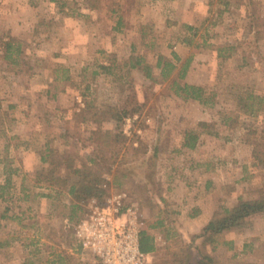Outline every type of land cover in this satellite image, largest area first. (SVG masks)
<instances>
[{"label":"rangeland","instance_id":"1","mask_svg":"<svg viewBox=\"0 0 264 264\" xmlns=\"http://www.w3.org/2000/svg\"><path fill=\"white\" fill-rule=\"evenodd\" d=\"M248 1L208 0L206 15L193 17L197 27L170 28L181 17L170 0H28L32 12L24 17L37 23L18 39L22 53L6 60L3 43L11 38L0 41V264H98L81 255L75 236L92 197L73 210L65 187L39 179L44 168L76 182L69 165L95 159L105 199L127 193L147 227L157 206L169 212V236L158 233L150 264L174 263L188 249L217 264H264V214L213 244L203 236L206 225L188 230L199 200L216 215L264 196V168L253 157L256 148L264 152V0H253L256 29ZM5 35L0 27V40ZM160 56L178 68L192 59L184 79L177 71L164 79ZM132 57L143 59L141 68L129 69ZM175 81L204 88L210 105L178 97ZM257 102L254 116L248 106L257 110ZM225 113L238 117L237 127L222 124ZM190 134L198 137L194 149L184 146ZM30 149L32 176L21 162Z\"/></svg>","mask_w":264,"mask_h":264},{"label":"trees","instance_id":"2","mask_svg":"<svg viewBox=\"0 0 264 264\" xmlns=\"http://www.w3.org/2000/svg\"><path fill=\"white\" fill-rule=\"evenodd\" d=\"M247 8L248 18L252 20L253 26L256 29L259 28V24L257 22L261 21V14L258 11L257 3L253 0H249L248 4L245 5ZM93 8V7H92ZM256 25V27H255ZM189 30H192L188 27ZM24 42L15 38H11L8 42L3 43L4 46V58L11 59L13 58V54L19 56L21 51V46ZM175 59L179 61L177 55H175ZM15 63L17 62L14 59ZM157 67L161 69V75L164 79L171 77L174 71L178 72V79H184L190 63L192 59L185 60L180 68L163 56L159 57ZM143 59L140 57H132L128 67L129 69H136L142 67ZM101 71L104 73L110 74L112 68L108 65L102 64L99 66ZM146 75L149 78H152V68L148 67L144 69ZM147 71V72H146ZM97 73V72H95ZM172 88L175 91V94L184 99V100H196L205 106H209V100H205L204 94L205 90L202 87L190 85V84H180L175 81L173 83ZM257 99V98H256ZM256 101H254L255 103ZM262 102V101H261ZM261 102H257L258 109L256 110L254 105H249L250 113L255 116V114L259 113ZM252 103V104H254ZM114 119L117 121H121L122 117L113 115ZM222 124L224 126H228L229 128H235L239 124L238 117L231 116L227 113L222 114ZM203 125V124H202ZM198 137L190 134L186 136V141L184 146L189 149H194L197 145ZM254 164L264 168V152L259 149H255L253 152ZM47 157H42V160L47 161ZM69 168L72 170L73 174L77 176L76 182H69L66 179L60 178L55 174V171L42 169L40 172L39 179L41 182L50 188H62L65 187L67 189L68 194L70 195L71 201L73 204L80 203L81 201L88 198H97L101 203L104 202L105 197L107 195L106 190L103 188V185L106 183V179L104 177L103 166L96 159L92 160L90 164L84 165L81 168H75L73 165H69ZM78 204L73 205V210L77 207ZM264 214V196L255 200H240L239 203L233 207L225 209L222 213H218L214 215V218L204 227L203 236L205 237V241L213 244L216 241V237L220 236L222 233L236 229L238 231H242L246 227L248 220L251 217L258 216ZM170 215L166 209H163L157 206L152 213V219L148 224L147 230L141 233L140 245L141 251L144 253H152L153 255L158 252V246L155 242V234H161L166 239L169 236L171 219H169ZM2 240L0 239V242ZM0 247H2V243H0ZM101 264V263H98ZM162 264H217L216 260L209 256H203L200 259H195L190 251V249L186 251H181L179 254L174 256V263H162Z\"/></svg>","mask_w":264,"mask_h":264},{"label":"built area","instance_id":"3","mask_svg":"<svg viewBox=\"0 0 264 264\" xmlns=\"http://www.w3.org/2000/svg\"><path fill=\"white\" fill-rule=\"evenodd\" d=\"M75 228L81 255H93L101 264H150L153 254L141 251L146 219L138 203L127 193H114L103 203L92 198ZM155 236V242L160 241Z\"/></svg>","mask_w":264,"mask_h":264},{"label":"crops","instance_id":"4","mask_svg":"<svg viewBox=\"0 0 264 264\" xmlns=\"http://www.w3.org/2000/svg\"><path fill=\"white\" fill-rule=\"evenodd\" d=\"M0 2L2 3V10H5L6 12L0 20V27L4 32H6V35L3 36L0 41L5 42L9 37L20 40L25 39L26 36L24 35V33H26L29 27H32L34 23H37L35 18L31 21H28L24 17V15H26L27 13L32 12V7L29 5L28 0H0ZM208 3V0H170V4L174 8L175 5L177 6V15H180L181 17L180 19H173L171 24L168 26H170V28H175L187 24L188 26L197 27V19H194L193 17H201L206 15V6H208ZM36 15L37 14L35 12V16ZM36 81L37 80L32 81V83L30 82V88H34V84ZM47 83L51 87L52 82ZM14 85L18 86V84L16 83H14ZM47 94L49 95L51 94V92L48 90ZM3 116L4 112L2 113V118L0 115V120L4 119ZM33 156H36V153L30 149L24 152L23 158L21 159L22 165L25 167L28 176H32L30 172L32 168L30 160ZM34 180L36 181V185H38L37 183H40L37 178H35ZM187 200L192 203L196 202V199L193 198H187ZM205 201V199H202V201L199 200L198 203L196 202V204L199 205L200 210L197 209L195 212H193L194 215H188L190 224L196 223L195 228H189L188 230L192 232H199V230H201L211 221L214 215V210L213 208H208V204ZM155 236H158V234H155Z\"/></svg>","mask_w":264,"mask_h":264}]
</instances>
